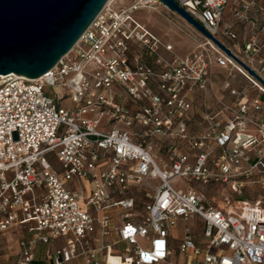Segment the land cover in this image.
<instances>
[{"label": "built area", "instance_id": "built-area-1", "mask_svg": "<svg viewBox=\"0 0 264 264\" xmlns=\"http://www.w3.org/2000/svg\"><path fill=\"white\" fill-rule=\"evenodd\" d=\"M178 1L264 81V0ZM115 2L44 76H0V264H264V197L242 199L264 191V83L204 36L179 55L135 16L159 0ZM215 67L257 94L196 129Z\"/></svg>", "mask_w": 264, "mask_h": 264}, {"label": "water", "instance_id": "water-1", "mask_svg": "<svg viewBox=\"0 0 264 264\" xmlns=\"http://www.w3.org/2000/svg\"><path fill=\"white\" fill-rule=\"evenodd\" d=\"M109 2L0 0V76L17 74L29 79L44 76L73 50ZM159 2L233 56L178 0ZM248 70L259 78L253 70Z\"/></svg>", "mask_w": 264, "mask_h": 264}, {"label": "rangeland", "instance_id": "rangeland-1", "mask_svg": "<svg viewBox=\"0 0 264 264\" xmlns=\"http://www.w3.org/2000/svg\"><path fill=\"white\" fill-rule=\"evenodd\" d=\"M133 0H116L117 7L128 6ZM136 18L149 28L157 36L163 38L166 43H171L175 47V51L179 55H188L200 48L203 42V35L190 26L183 18L176 13L171 12L161 3L152 8L141 9L136 12ZM221 87V85H220ZM46 92L54 97L60 98L66 95L62 93L60 87H48ZM72 102L66 99L65 106H70ZM56 164V161H54ZM187 180H183L175 185L178 190H181L186 185ZM209 199L216 198L221 200L220 192L210 187L198 186ZM264 197V191L259 186L248 188L243 193L242 199L256 200Z\"/></svg>", "mask_w": 264, "mask_h": 264}, {"label": "crops", "instance_id": "crops-1", "mask_svg": "<svg viewBox=\"0 0 264 264\" xmlns=\"http://www.w3.org/2000/svg\"><path fill=\"white\" fill-rule=\"evenodd\" d=\"M227 80V70L215 67L212 71L211 83L209 88L206 90L207 92H198L193 95V120L196 129L204 125L205 117L209 112H218L222 108V104L235 103V98L231 95L230 91H251L252 96H255L257 94V89L251 87L242 76H238L237 78L230 80L231 88L226 87ZM249 132L259 134V131L256 127H250ZM11 248L14 250L15 242L12 244ZM45 249V246H41L39 248L38 257L35 264H44L41 262V259L44 258ZM3 258L5 263L7 264H14L16 261V256L14 255V252H9L8 254V250L4 251Z\"/></svg>", "mask_w": 264, "mask_h": 264}, {"label": "bare ground", "instance_id": "bare-ground-1", "mask_svg": "<svg viewBox=\"0 0 264 264\" xmlns=\"http://www.w3.org/2000/svg\"><path fill=\"white\" fill-rule=\"evenodd\" d=\"M110 2H113V0H110Z\"/></svg>", "mask_w": 264, "mask_h": 264}]
</instances>
